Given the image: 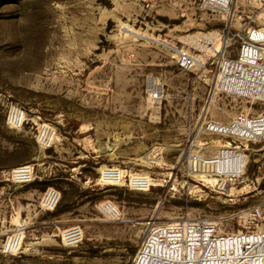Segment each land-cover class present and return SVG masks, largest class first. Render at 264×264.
Instances as JSON below:
<instances>
[{
  "label": "rangeland",
  "instance_id": "rangeland-1",
  "mask_svg": "<svg viewBox=\"0 0 264 264\" xmlns=\"http://www.w3.org/2000/svg\"><path fill=\"white\" fill-rule=\"evenodd\" d=\"M224 17L205 0H0V264H132L148 221L215 219L264 198V145L204 129L264 111L221 91L217 75L237 52L228 30L264 37V0H234ZM213 31L219 52L185 39ZM181 49L197 58L191 71L176 65ZM13 107L26 112L21 130L7 123ZM22 165L32 181H9ZM103 168L118 184L99 183ZM49 187L62 193L54 211L40 207ZM108 200L116 222L96 209ZM78 226L82 243L65 246L62 231ZM19 231L21 251L5 253Z\"/></svg>",
  "mask_w": 264,
  "mask_h": 264
},
{
  "label": "built area",
  "instance_id": "built-area-1",
  "mask_svg": "<svg viewBox=\"0 0 264 264\" xmlns=\"http://www.w3.org/2000/svg\"><path fill=\"white\" fill-rule=\"evenodd\" d=\"M234 0H205L208 6L219 13L230 12ZM227 39L236 40L237 52L219 63L217 75L220 76V89L251 102L252 107L264 105V37L259 28H250L246 34L228 30ZM177 67L182 71H191L197 65L193 54L178 51L174 56ZM159 92L153 98H158ZM253 109V108H252ZM26 112L21 107L9 110L7 123L11 128L21 130L25 126ZM210 134H221L233 142L264 145V111L259 114L240 112L227 125L210 122L204 128ZM51 130L44 145L51 146L55 137ZM226 149L235 150L231 143ZM224 148H222L223 150ZM34 167L22 165L8 172V180L18 184L32 181ZM100 184L110 185L114 172L107 168L99 173ZM264 179V175L262 177ZM118 182V181H116ZM131 186V180L129 181ZM139 185V184H138ZM132 187V186H131ZM137 189H143L137 186ZM62 200L61 191L49 187L40 199L44 211H54ZM96 209L106 221L116 222L120 216L119 207L112 201L99 202ZM230 223L233 225L231 226ZM237 224V228H236ZM25 232V227L22 228ZM80 239L70 240L65 246L74 247L82 243L83 230L78 226ZM19 231L10 245H3L5 253L21 251L24 237L17 244ZM25 234V233H24ZM64 242V239L61 238ZM62 242V243H63ZM264 198L235 214L215 219L179 220L177 222L157 224L150 220L142 232L139 249L132 264H264Z\"/></svg>",
  "mask_w": 264,
  "mask_h": 264
},
{
  "label": "bare ground",
  "instance_id": "bare-ground-1",
  "mask_svg": "<svg viewBox=\"0 0 264 264\" xmlns=\"http://www.w3.org/2000/svg\"><path fill=\"white\" fill-rule=\"evenodd\" d=\"M224 14H225V17H226V13H224ZM225 17H224V20H225ZM215 36H216L215 35V32L213 31V32H209V33H206V34H200L198 36L189 35V36H186L185 39L186 40L189 39L195 46H197L201 50H208V49L210 50V48L208 46H205L204 45V44H206L204 41L206 40L209 43L211 42L212 44H216L218 41H220V38H214ZM213 49H214V47H213ZM215 49L219 52V49H220L219 43H217V48H215ZM179 51H184V50L181 49ZM220 82H221V78H220V76H218V84L219 85H220ZM214 124H220V123L214 122ZM220 125H222V124H220ZM222 126H224V125H222ZM50 134H51V127H49V125H47V124L43 125V128L41 130V134L39 136L40 141H44L45 139L47 140L48 137H50ZM204 162L207 163V162H211V161L208 160V159H206ZM220 164H222L221 161H218L217 160L215 162V165H220ZM206 167L209 168L210 166L206 165ZM106 169L107 168H103V170L101 172H105ZM112 170L114 172V175H113V177H110L109 179L112 180V181H115L112 184H118V183H116V181H119L120 180L121 174L119 173V171L117 169H112ZM236 175H239V174H236ZM193 177L196 178V180H198L199 182H203V184L204 183L213 182V181L216 180V179L214 180V178H209L206 175H200V173L198 175L193 176ZM132 181H133L132 182V186H134V188H138L137 186H140V180H139V178L134 177ZM222 182H223L224 186L227 185L226 180H223ZM78 234H79V231H78L77 228H72V229H68V230L65 229V231H62V235H63L62 237H63L64 243H65L64 245H66V243H68L70 240H72V241L76 240L75 238L78 236ZM16 235H17V233L14 234L13 236L8 237V239L5 242L4 246H6L8 242H11L10 243V245H11L13 243V241L15 240ZM23 237H24L23 233H20L19 234V237H18L17 244L19 243L20 239L23 238ZM23 244H24V242L22 243V245ZM262 250H264V247H262Z\"/></svg>",
  "mask_w": 264,
  "mask_h": 264
},
{
  "label": "crops",
  "instance_id": "crops-1",
  "mask_svg": "<svg viewBox=\"0 0 264 264\" xmlns=\"http://www.w3.org/2000/svg\"><path fill=\"white\" fill-rule=\"evenodd\" d=\"M100 173V172H99Z\"/></svg>",
  "mask_w": 264,
  "mask_h": 264
}]
</instances>
